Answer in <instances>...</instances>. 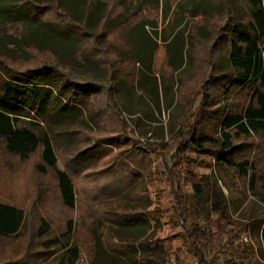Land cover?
Here are the masks:
<instances>
[{
  "label": "rangeland",
  "instance_id": "obj_1",
  "mask_svg": "<svg viewBox=\"0 0 264 264\" xmlns=\"http://www.w3.org/2000/svg\"><path fill=\"white\" fill-rule=\"evenodd\" d=\"M34 1L48 4L52 0ZM87 1L60 0V4L77 20L83 19L88 9L86 29L90 31L104 15L106 5L117 2L116 10H124L119 19L124 18L127 23L112 33L111 41L118 45L126 36L132 55L138 61L122 64L124 78L118 79L113 88L123 140L120 147L110 149L98 166L90 167L88 174L72 177L76 189V205L72 209L61 205L51 173L44 178L30 173L39 159L37 155L29 161H20L13 155L0 154V201L24 212L19 235L0 238V264H17V259L27 249L39 250L40 240L35 239L33 233L41 218L51 224V236L63 231L66 221L72 219L70 242L81 247L75 264H91L94 248L91 227L95 225V231H101L97 226L109 205L130 192V197L139 199L136 210H142L150 224L141 220L121 228L119 233L137 239L150 236L149 253L153 260L142 263L138 257L142 253L140 249H130L129 255H112L98 246L99 259L94 264H194L195 259L186 250L181 224L175 217L176 202L170 186L173 180L181 193L190 195L187 180L192 175L204 180L209 201L215 202L205 217L217 219L224 231L220 244L208 251L207 259L212 264H226L228 260L234 264H264L258 238L250 235L245 226L250 225L246 218L264 216V205L251 194L246 182L236 180L231 188L226 187L207 147L204 151L187 147L181 151L183 159L171 171L165 167L164 156L175 152L179 142L196 132L192 126L196 120L197 124L206 122L204 115L213 110H240L249 98L247 90L233 88L224 95L223 83H201L204 81L202 71L210 65L214 64L217 74L229 69L224 45L216 55L210 53L208 47L225 20L220 6L223 0L218 8L216 0H96L91 7L87 6ZM29 4L28 0H0V53L17 61V68L19 64L22 69L56 59L68 63L63 67L68 77L79 82L106 84L102 68H109L105 63L110 57L101 54L100 66L83 58L75 61L79 41L39 20L45 18L62 25L66 23L65 17L48 5L45 15L38 18L37 8L31 9ZM44 7L41 8L44 10ZM32 43L40 49L28 46ZM88 45L80 50L81 57L92 53ZM206 89L207 100L202 103L201 113H197L199 93ZM202 127L210 134L215 128L214 122L204 123ZM132 148L145 154L143 161L149 163L146 170L138 168L143 164L135 162L138 154L133 155L134 160L125 158L126 149ZM246 151L257 173L264 177V136L253 134L243 139L236 152L245 154ZM58 167L66 169L62 159H58ZM170 174H174L176 180ZM44 179L46 182L38 188L37 183ZM112 242L117 243L115 239ZM238 244L244 245L246 254L234 253ZM51 251L48 257H36L27 264H58V252Z\"/></svg>",
  "mask_w": 264,
  "mask_h": 264
},
{
  "label": "trees",
  "instance_id": "obj_2",
  "mask_svg": "<svg viewBox=\"0 0 264 264\" xmlns=\"http://www.w3.org/2000/svg\"><path fill=\"white\" fill-rule=\"evenodd\" d=\"M28 1L31 9L37 8L38 18L45 15L48 5L65 17L67 24L62 25L45 18L39 20L54 30L67 32L79 41L74 52L75 61L79 62L83 58L100 66L98 58L101 54L110 57L105 63L109 68H102L106 73V84L101 85L68 77L63 68L68 63L56 59L25 69L19 68L18 64V69L17 61L0 53V154L13 155L20 161H29L37 155L39 159L33 165L34 170H29L30 173L41 178L51 173L61 205L72 209L76 205L73 176H85L90 167L98 166L106 158L111 148L120 147L123 129L117 121L118 109L113 88L118 79L124 78L121 74L122 64L125 61L134 64L138 61L132 55V46L128 44L126 36L118 45L114 40L111 41L112 33L127 23L124 18L119 19L124 10H116L117 2L107 4L95 28L88 31V9L83 19L77 20L61 6L60 0H52L48 4ZM219 2L221 0L215 1L217 8ZM95 3L96 0H88L87 6L91 7ZM42 6H45L44 10ZM220 6L225 20L219 25L217 35L208 47L210 53L216 55V51H220L224 45L229 69L217 74L214 64L210 65L202 71L204 81L201 83H223L224 95H228L233 88L247 90L249 98L240 110H213L204 115L203 120L206 122L197 124L196 120L192 125L196 132L179 142L175 152L164 156L165 167L171 171L183 159L180 154L187 147L198 151H204L207 147L216 160L214 164L219 167L226 187L231 188L236 180H242L251 194L264 205V177L257 173L248 151L245 154L236 152L243 139L253 134L264 136V0H223ZM32 44L28 46L38 48ZM88 44L91 45L92 53L81 57L80 50L85 45L88 47ZM115 65L119 68H114ZM206 92L207 89L199 93L197 113H201L202 103L207 100ZM209 122H214L212 134L202 127V124ZM136 154L139 156L135 162L143 163L138 168L146 170L149 163L143 161L145 154L139 150L126 149L125 158L134 160L133 155ZM58 159L63 160L66 169L58 167ZM170 176L176 180L174 174ZM191 177L187 180L191 187L190 195L184 191L181 193L173 180L170 182L176 202L175 217L181 224L187 253L198 264H212L207 259V253L213 246L220 244L224 231L217 219L205 217L215 203L209 201L206 183L201 177ZM45 182V179L40 180L37 187H42ZM130 195L131 192L124 195L125 198L120 197L112 202L114 205H109L104 212V219H100L97 226L101 231L96 232L95 225L91 227L94 242L91 264L99 259L98 246L112 255H129L130 249H140L142 253L138 257L142 263L153 260L149 253L152 249L150 236L137 239L119 233L121 228L141 220L150 224L142 210H136L139 199ZM127 201L136 203L129 204ZM261 215L255 218L245 216L250 224L245 226L250 230V235L257 236L260 252L264 256V216L259 218ZM23 222L24 212L21 208L0 201V238L17 237ZM51 233V224L41 218L33 233L34 238L40 240L37 246L39 250L27 249L17 259V264L30 263L36 257L46 258L52 253L51 250L58 252V264H75L81 247L70 242L73 236L72 219L66 221L64 230L58 235L51 236ZM113 239L117 243H113ZM245 249L244 245L238 244L233 251L245 253ZM226 264L234 263L228 260Z\"/></svg>",
  "mask_w": 264,
  "mask_h": 264
},
{
  "label": "built area",
  "instance_id": "obj_3",
  "mask_svg": "<svg viewBox=\"0 0 264 264\" xmlns=\"http://www.w3.org/2000/svg\"><path fill=\"white\" fill-rule=\"evenodd\" d=\"M194 264H198L196 261H194Z\"/></svg>",
  "mask_w": 264,
  "mask_h": 264
}]
</instances>
